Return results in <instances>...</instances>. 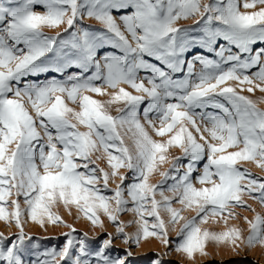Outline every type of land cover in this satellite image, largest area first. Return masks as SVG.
Masks as SVG:
<instances>
[{
  "label": "snow or ice",
  "instance_id": "1",
  "mask_svg": "<svg viewBox=\"0 0 264 264\" xmlns=\"http://www.w3.org/2000/svg\"><path fill=\"white\" fill-rule=\"evenodd\" d=\"M190 18L197 27L178 26ZM257 90L264 0H0V221L18 229L0 231V264H129L110 233L95 250L78 240L61 203L100 228L107 216L127 244L156 238L190 258L209 243L264 248V213L243 217L247 235L201 227L255 212L245 195L264 205V178L241 166L264 169V108L243 94ZM172 149L182 155L161 171ZM27 221L71 231L26 260Z\"/></svg>",
  "mask_w": 264,
  "mask_h": 264
},
{
  "label": "rangeland",
  "instance_id": "2",
  "mask_svg": "<svg viewBox=\"0 0 264 264\" xmlns=\"http://www.w3.org/2000/svg\"><path fill=\"white\" fill-rule=\"evenodd\" d=\"M84 23L95 25L94 21L91 22V20L87 19L84 21ZM96 26L98 27V25ZM178 26L189 28L197 27L196 20L191 18L188 20L179 21ZM243 94L249 95L254 101L258 102V105L260 107L264 108V93H261L259 92V90H257L255 94H250L246 91ZM96 98L98 99V97ZM101 98L103 97H100V99ZM115 107H118V105L114 106V108ZM81 130L83 131L85 129L82 128ZM153 136L154 138L156 137L154 133ZM158 138L156 137L155 139L159 140ZM125 139L129 141L127 137ZM162 139L163 138L160 137V140ZM164 139H166V137ZM178 151L179 149H172L170 151L169 162L171 160V157L175 156L176 152ZM93 159H95V156L93 157ZM96 161H98L96 162V164H98L99 167H103L105 170L107 169L105 163L101 162V159ZM256 165L255 162H241L242 168H247L255 176L264 178V169ZM169 166L171 167V163H166L162 166L163 168L161 167L160 170L167 171V168L169 169ZM165 168L166 170H164ZM106 171L109 170L107 169ZM122 171L123 170L121 169V172ZM156 177H158V179L161 178L159 172L154 173V175L150 177V180ZM116 183H119V181L117 180ZM116 183L113 186V182H110L109 187L115 188ZM125 183H127V181H125ZM15 198L16 197L13 196L11 199ZM244 199H247V204L251 205V208H254L255 212L248 210L245 207H237L234 211L238 214V219H229L228 224L225 225L223 220H219V222L217 223L215 220L210 218L209 222L202 225L201 227L211 231H225L227 230V227L235 226L238 228H243L244 234L247 235L248 226L244 223L243 217L246 216L251 219L256 212L264 213V205H261L258 201L253 200L251 197H246ZM20 203L21 206L24 207L23 197L20 198ZM174 206L180 207V205L178 204H175ZM53 211L60 215L67 225L73 226L76 229V237L78 240L84 239L83 235L81 234L87 233V236L90 238L87 243L93 250L99 248L102 242L107 239V234L110 233L113 237V247L111 249L113 255L123 256L126 249H131L133 256L129 257V264H154V262L157 260L160 261V264H264V248L260 246L249 249L243 246L240 248H234L230 245H216L214 243H209L206 247V255L198 253L196 254L195 258H190L185 253L176 252L174 244L171 245V247H165L156 238H149L147 241H141L139 246L125 243L124 240L120 237L116 226L107 218V216L103 215L102 213L100 215L101 219L104 222V227L100 228L94 226L86 217H84L83 213L79 212L76 209L74 205L65 207L61 203L54 207ZM195 214L196 213L191 210L184 212V215L186 217H191ZM165 215L166 214L162 213L164 220L166 219L168 221L169 218L165 217ZM135 219L136 216L132 212H126L120 216V220L123 221L126 225L125 231L128 232L129 235H132L136 231V225L132 224ZM182 223L183 222H181V224ZM180 227L181 225H176L175 231L171 230V228L169 229V238L172 241H176L178 239V232ZM25 228L26 231L33 237V240L28 241L26 245L27 251L24 253V257L26 260L33 259L34 254H38L45 249H50L52 247H56L57 249H59L63 246L65 241L64 233H68L69 231H71V228L65 227L64 224H52L51 222L47 221L43 227L38 223L27 221ZM0 231L4 232L5 235H12L16 233L18 229L15 227L14 223L9 225L8 222L0 221ZM37 237H39L40 239L37 240Z\"/></svg>",
  "mask_w": 264,
  "mask_h": 264
},
{
  "label": "bare ground",
  "instance_id": "3",
  "mask_svg": "<svg viewBox=\"0 0 264 264\" xmlns=\"http://www.w3.org/2000/svg\"><path fill=\"white\" fill-rule=\"evenodd\" d=\"M91 22H93L92 20H91ZM92 25V24H91ZM98 99H100V97H98ZM101 99H107V97H103V98H101ZM119 106V105H118ZM157 137V136H156ZM155 137V138H156ZM158 138V137H157ZM159 140H160V137L158 138ZM164 139V138H163ZM127 142V144H130V140L128 141V140H126ZM178 150V149H177ZM182 155V152L179 150L178 152H176V154H175V156H181ZM96 162H98V161H96ZM100 162V161H99ZM101 162H104L105 163V166L107 167V169L109 170V171H111V169L109 168V166H108V164H107V162H106V158L105 159H101ZM169 163H171V160H170V162ZM168 164V163H167ZM253 164V163H252ZM101 165V164H100ZM102 165H104V164H102ZM170 165V164H169ZM255 165H256V163H255ZM104 166V167H105ZM254 166V165H253ZM257 166V165H256ZM167 167V166H166ZM103 168V167H102ZM163 168V167H162ZM169 168H170V166H169ZM106 169V170H107ZM123 170V169H122ZM164 170H166V168L164 169ZM167 170H168V168H167ZM123 171H125V170H123ZM122 171V172H123ZM154 175V174H153ZM160 178V177H159ZM160 180H161V178L160 179H158V177H156V178H154V179H151L150 180V182L151 183H159L160 182ZM111 182V181H110ZM114 184L115 183H113V186H114ZM112 186V187H113ZM111 188V187H110ZM114 188V187H113ZM246 196V195H245ZM247 198L249 197V196H246ZM246 197H244V198H246ZM247 200V199H246ZM249 201H250V198H249ZM256 203V202H255ZM261 206V205H260ZM254 209V208H253ZM258 211V210H257ZM264 211V210H263ZM165 217H168L167 215H165ZM169 218V217H168ZM166 220V219H165ZM166 222H167V220H166ZM245 226V225H244ZM246 235V234H245Z\"/></svg>",
  "mask_w": 264,
  "mask_h": 264
}]
</instances>
